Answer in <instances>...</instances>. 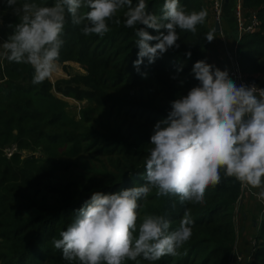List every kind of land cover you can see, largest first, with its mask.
<instances>
[{"label":"trees","instance_id":"16d2710c","mask_svg":"<svg viewBox=\"0 0 264 264\" xmlns=\"http://www.w3.org/2000/svg\"><path fill=\"white\" fill-rule=\"evenodd\" d=\"M146 2L150 12L162 15L165 0ZM25 3L52 6L55 0H17L16 8L22 9ZM242 4L245 17L255 14L260 25L239 39L238 62L247 80L264 90V0H242ZM180 5L187 12L206 10L205 22L195 33L177 29L179 47L169 49L153 64L145 60L139 72L133 67L139 51L136 29L124 26L126 9L108 22L109 32L103 37L83 35L81 26L67 17L65 43L57 63L79 64L85 70L83 75L34 85L30 65L7 59L0 63L2 264H79L63 260L52 239L59 238L94 192L115 194L145 183L144 160L152 147L154 126L167 118L172 101L199 84L192 68L198 61H207L217 37L212 25L214 3L180 0ZM0 12L10 19V27L22 15L5 0H0ZM115 19L121 23L115 24ZM146 30L153 36L159 34ZM208 32L214 34L211 43L205 39ZM189 51L190 59L185 55ZM181 66L183 70L178 71ZM53 89L89 103L79 123L67 116L65 101ZM14 146L30 155L14 152L9 159L5 150ZM242 192V184L223 174L219 184L206 189L199 204L182 205L176 196L157 197L153 189L140 201V221L145 215H163L172 220L171 231L179 227L185 210H190L191 237L175 256L155 262L138 258L126 264H234L235 216ZM255 239L253 257L247 264H264V219Z\"/></svg>","mask_w":264,"mask_h":264},{"label":"clouds","instance_id":"9594fccd","mask_svg":"<svg viewBox=\"0 0 264 264\" xmlns=\"http://www.w3.org/2000/svg\"><path fill=\"white\" fill-rule=\"evenodd\" d=\"M5 2L22 15L0 48L8 61L34 69V85L56 70L69 15L83 35L103 37L109 32L108 22L126 9L124 26L136 29L139 51L133 67L138 72L145 60L153 64L169 49L179 47L177 29L195 33L207 17L204 9L185 11L180 0H165L160 16L148 10L146 0L135 4L133 0H55L52 6L25 3L22 9L16 8L17 0ZM82 8L88 11L81 12ZM146 28L159 34L153 36ZM205 39L211 43L213 32ZM185 55L190 59L192 53ZM182 70L181 66L178 71ZM191 74L199 84L172 101L167 118L154 126L152 147L144 160L145 183L115 194L94 192L67 229L51 241L63 260L126 264L138 258L155 262L177 255L192 234L190 210L171 231L172 220L163 215H145L140 221V201L153 189L157 197L176 196L182 205L199 204L206 189L219 184L223 174L260 189L255 195L264 202V90L257 94L255 85H237L227 71L204 60L194 64Z\"/></svg>","mask_w":264,"mask_h":264},{"label":"crops","instance_id":"0c3cea01","mask_svg":"<svg viewBox=\"0 0 264 264\" xmlns=\"http://www.w3.org/2000/svg\"><path fill=\"white\" fill-rule=\"evenodd\" d=\"M214 3L218 0H209ZM225 3V2H224ZM236 0H229L228 6L223 5L220 18L221 31L217 33L216 40L207 53V63L227 71L232 68L231 53L233 47L239 42V32L237 30L235 10ZM217 19L212 22L215 26ZM260 189H252L246 185L242 192L239 204L236 209L235 225L237 230V243L235 256L240 255L249 260L253 257V246L257 234V229L264 219L263 203L257 199ZM236 262H234L235 264ZM237 264V263H236Z\"/></svg>","mask_w":264,"mask_h":264},{"label":"rangeland","instance_id":"374dc122","mask_svg":"<svg viewBox=\"0 0 264 264\" xmlns=\"http://www.w3.org/2000/svg\"><path fill=\"white\" fill-rule=\"evenodd\" d=\"M12 33H13V30L10 27V19L3 17L0 12V44L5 42ZM4 60H5L4 49L0 48V63H3ZM83 74H85V70L79 64L67 63V65H64V64L57 63L56 70L48 78V80H50L53 84H55L57 81L61 79H69L70 77H73L76 75H83ZM1 77H2V74L0 70V81H1ZM52 92L55 96L65 101L66 103L65 112L67 116L70 117L72 121L75 122L76 124L79 123L81 120L80 116H81L82 110L85 107H87L89 103L87 101H77L76 99L72 97H65L62 94L58 93L56 89H53ZM12 152L20 153L21 155L24 154V156L30 155L29 151L19 150L18 147L14 146L12 148H8L5 150V153L9 159L11 158L9 154H11ZM39 154L40 153H37L36 155H39ZM84 164H87V162H85ZM0 264H2V262H0Z\"/></svg>","mask_w":264,"mask_h":264},{"label":"built area","instance_id":"2783aa9c","mask_svg":"<svg viewBox=\"0 0 264 264\" xmlns=\"http://www.w3.org/2000/svg\"><path fill=\"white\" fill-rule=\"evenodd\" d=\"M224 2H225V0H218V1L214 2V11L216 14L217 21H220ZM245 16L246 15H245V12L243 9L242 0H238L237 4H236L235 18H236L237 30L239 32V39L245 33H252L254 31H256L260 25L259 19L257 18V16L255 14L251 15L250 17H245ZM237 46H238V43L234 45L233 51L231 53L232 68L229 72V77L237 85L253 86L255 84H252L247 80L246 76L244 75V73H243V71L239 65L238 57H237ZM255 86H256L257 94H259V92L262 91L263 89L258 85H255ZM12 154H13V152L11 154H9V156H12ZM245 187H246V185H242V190H244ZM258 200L261 201L260 199H258ZM263 206H264V203H263ZM262 213L264 215V208H263ZM249 261H250L249 259L244 258L243 256H240V255L235 256V262H237V263L247 264Z\"/></svg>","mask_w":264,"mask_h":264},{"label":"water","instance_id":"95a60500","mask_svg":"<svg viewBox=\"0 0 264 264\" xmlns=\"http://www.w3.org/2000/svg\"><path fill=\"white\" fill-rule=\"evenodd\" d=\"M229 0H225L224 7L226 8L228 6ZM214 31L216 33H220L221 31V25L219 21H216L215 26H214Z\"/></svg>","mask_w":264,"mask_h":264}]
</instances>
